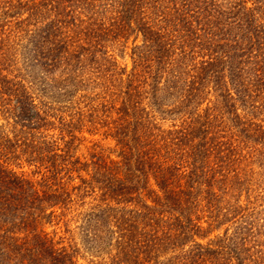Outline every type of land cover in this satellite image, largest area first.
<instances>
[{
	"label": "trees",
	"instance_id": "1",
	"mask_svg": "<svg viewBox=\"0 0 264 264\" xmlns=\"http://www.w3.org/2000/svg\"><path fill=\"white\" fill-rule=\"evenodd\" d=\"M66 216L92 264H264V0H0V264H78Z\"/></svg>",
	"mask_w": 264,
	"mask_h": 264
},
{
	"label": "rangeland",
	"instance_id": "2",
	"mask_svg": "<svg viewBox=\"0 0 264 264\" xmlns=\"http://www.w3.org/2000/svg\"><path fill=\"white\" fill-rule=\"evenodd\" d=\"M132 43L130 42L129 47L124 49L121 44H117L116 48H114L113 52L116 56V58L120 61L121 64L127 65L130 69L133 65V61L131 58V52H132ZM1 121L3 122L4 119L1 118ZM6 129H11V126L8 125L6 122ZM59 133L57 132V135ZM88 137L86 140L81 141L79 144V141L75 143V145H78L79 153L88 155L93 149L95 148V142L96 140H100V136H91L89 134H86ZM101 147L107 149V153L114 152L115 143L112 140H102V142L99 143ZM11 161L14 163L16 168L18 170H25L28 171L30 174H32V167H29L27 164L23 162V160L15 159V157H11ZM24 163V164H23ZM23 164V168H18V165ZM38 179L40 176L35 175ZM79 224V222L72 221L70 217L66 216L63 219L56 220L55 224L52 226H49L48 229L50 231H55L56 240H62L66 245H70L71 247H75L74 249H77V257H78V264H92L91 257L86 252L83 243L80 238V230L76 228V226ZM217 233V232H216ZM211 235L210 237L206 238L205 241L210 240L211 238L215 237V234Z\"/></svg>",
	"mask_w": 264,
	"mask_h": 264
}]
</instances>
